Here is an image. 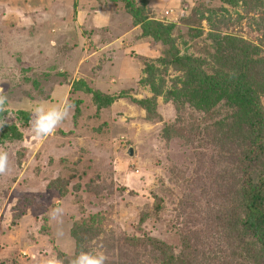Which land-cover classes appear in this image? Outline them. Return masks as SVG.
<instances>
[{
	"label": "rangeland",
	"instance_id": "rangeland-1",
	"mask_svg": "<svg viewBox=\"0 0 264 264\" xmlns=\"http://www.w3.org/2000/svg\"><path fill=\"white\" fill-rule=\"evenodd\" d=\"M129 1L207 76L247 74L231 58L241 47L264 57V0ZM126 3L0 0V264H161L148 237L173 264L213 253L187 190L196 176L216 195L222 171L233 176L237 158L214 147L232 128V88L206 90L167 64L170 44ZM203 118L214 149L197 161L173 126Z\"/></svg>",
	"mask_w": 264,
	"mask_h": 264
},
{
	"label": "trees",
	"instance_id": "trees-1",
	"mask_svg": "<svg viewBox=\"0 0 264 264\" xmlns=\"http://www.w3.org/2000/svg\"><path fill=\"white\" fill-rule=\"evenodd\" d=\"M125 1L127 11L143 32L162 44H170L166 50L167 64L194 75L206 90L232 88L230 107L234 111L233 115L228 117L232 128L228 131L224 147H214L218 152L222 148V151L227 152L226 155L235 156L238 160L236 169L232 172L233 176L222 171L219 177L222 182L217 183L216 191H213L216 195L206 193L205 185L198 181L196 176L191 179L187 192L193 208H190L189 215L207 220L213 225V230L208 227V233L201 234V246L210 248L213 252L211 256L214 254V257L208 258V263L203 264H264V108L259 98L260 92H264V57L253 58L254 49L250 45L246 50L241 47L231 58L237 57L238 67L249 69L247 74V70L244 74L236 70L233 75L221 72L222 74L218 73L217 76H207L193 58L180 55L171 44L169 25L149 18L141 7L129 0ZM105 99L106 103H109L114 97L107 96ZM147 101L149 99L145 100ZM203 122L204 118L187 128L173 126L176 133L183 130L187 133L197 161L203 159L202 148L214 149V136L202 127ZM7 128L15 131L13 126ZM147 243L153 253L159 254L161 264H173L172 255L166 254L160 240L148 237ZM232 243L238 246V249L228 250L227 244ZM81 247L86 250L87 241H80L79 248ZM177 262L182 264L178 260Z\"/></svg>",
	"mask_w": 264,
	"mask_h": 264
},
{
	"label": "water",
	"instance_id": "water-1",
	"mask_svg": "<svg viewBox=\"0 0 264 264\" xmlns=\"http://www.w3.org/2000/svg\"><path fill=\"white\" fill-rule=\"evenodd\" d=\"M129 155L132 154V149L130 148L129 151H128Z\"/></svg>",
	"mask_w": 264,
	"mask_h": 264
}]
</instances>
